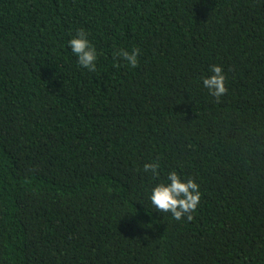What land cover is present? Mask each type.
Masks as SVG:
<instances>
[{"label": "trees", "instance_id": "trees-1", "mask_svg": "<svg viewBox=\"0 0 264 264\" xmlns=\"http://www.w3.org/2000/svg\"><path fill=\"white\" fill-rule=\"evenodd\" d=\"M173 170L191 221L151 204ZM0 264H264V0H0Z\"/></svg>", "mask_w": 264, "mask_h": 264}, {"label": "clouds", "instance_id": "clouds-1", "mask_svg": "<svg viewBox=\"0 0 264 264\" xmlns=\"http://www.w3.org/2000/svg\"><path fill=\"white\" fill-rule=\"evenodd\" d=\"M69 46L81 67L92 72L96 71L97 52L87 39V33L78 30L75 36L70 39ZM115 55L135 68L138 65L140 49L138 47L131 50L121 49ZM210 71L212 74L203 78V86L219 101L228 92L225 84L226 77L220 65H212ZM159 168V162L153 161L145 163L143 171L151 172L153 176L158 177ZM199 187L194 179H182L180 174L173 170L168 173L166 181H162L152 188L150 201L159 213H170L177 221L184 217L191 221L192 213L196 211L200 203Z\"/></svg>", "mask_w": 264, "mask_h": 264}]
</instances>
